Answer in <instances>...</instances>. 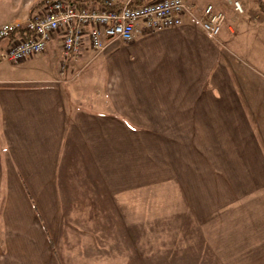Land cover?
Returning a JSON list of instances; mask_svg holds the SVG:
<instances>
[{
	"label": "crops",
	"instance_id": "obj_1",
	"mask_svg": "<svg viewBox=\"0 0 264 264\" xmlns=\"http://www.w3.org/2000/svg\"><path fill=\"white\" fill-rule=\"evenodd\" d=\"M197 2L177 27L84 42L65 63L55 37L28 61L38 77L0 79V264H104L149 244L153 189L192 227L238 209L264 228V20L210 34L203 10L224 5Z\"/></svg>",
	"mask_w": 264,
	"mask_h": 264
},
{
	"label": "rangeland",
	"instance_id": "obj_2",
	"mask_svg": "<svg viewBox=\"0 0 264 264\" xmlns=\"http://www.w3.org/2000/svg\"><path fill=\"white\" fill-rule=\"evenodd\" d=\"M32 1L0 0V27L2 23H23L29 19L30 12L40 2ZM221 1L224 10L219 12L223 14L224 21L225 17L236 22L264 20L253 0ZM198 2L193 5L200 9L204 5ZM234 2L239 3L241 13L234 10ZM256 50L264 52V38L261 37ZM31 58L16 65L0 61V79L16 81L38 77L39 72L33 71L36 65L28 62ZM58 67L61 73L57 76L61 83L63 64ZM166 198L165 190H152L149 244L146 235L145 244H142L143 236L139 235L134 238L133 246L120 244V251L104 252V264H264V232H261L264 228L251 229L254 222L247 219L245 213L238 209L216 213L208 220L199 221V227H192L185 218L182 221L175 219L177 215L173 210L168 211L170 204ZM136 231L141 234V229ZM250 232L252 235L248 234ZM123 241L126 242V237ZM128 248L130 250L127 251Z\"/></svg>",
	"mask_w": 264,
	"mask_h": 264
},
{
	"label": "built area",
	"instance_id": "obj_3",
	"mask_svg": "<svg viewBox=\"0 0 264 264\" xmlns=\"http://www.w3.org/2000/svg\"><path fill=\"white\" fill-rule=\"evenodd\" d=\"M229 1V0H226ZM234 10L241 13L239 3ZM35 13L25 22L0 27V61L16 65L39 53L53 38H59L64 63L77 55L84 42L93 51L104 49L112 40L131 42L141 30L177 27L186 5L182 0H40ZM204 31L214 34L224 21L219 11L208 5L202 13ZM15 34L14 36H12Z\"/></svg>",
	"mask_w": 264,
	"mask_h": 264
},
{
	"label": "trees",
	"instance_id": "obj_4",
	"mask_svg": "<svg viewBox=\"0 0 264 264\" xmlns=\"http://www.w3.org/2000/svg\"><path fill=\"white\" fill-rule=\"evenodd\" d=\"M152 0H134V3L136 4H143L146 2H150ZM254 4L256 5L258 11L264 15V0H253ZM15 34H13L12 36H14Z\"/></svg>",
	"mask_w": 264,
	"mask_h": 264
}]
</instances>
